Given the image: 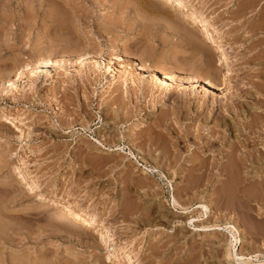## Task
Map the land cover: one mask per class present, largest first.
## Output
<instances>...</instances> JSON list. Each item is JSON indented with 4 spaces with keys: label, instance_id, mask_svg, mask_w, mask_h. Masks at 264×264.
<instances>
[{
    "label": "rangeland",
    "instance_id": "374dc122",
    "mask_svg": "<svg viewBox=\"0 0 264 264\" xmlns=\"http://www.w3.org/2000/svg\"><path fill=\"white\" fill-rule=\"evenodd\" d=\"M197 1L198 14L214 18L220 33L212 39L204 33L203 47L193 41L192 48L164 0H0V264H228L217 241L229 233L198 226L217 217L224 222L228 210L238 211L230 220L239 229L235 249L257 254L253 264L264 262L260 188L238 198L233 193L244 192L242 183L243 191L230 189L221 202L211 196L213 180L182 190L193 156L216 155L218 146L208 151L205 144L222 116L216 105L240 89L264 95V0L172 5L185 12ZM214 39L226 43L233 59ZM47 60L61 65L36 66ZM150 67L174 75L175 87L155 84ZM186 74L218 87L178 85ZM117 93L123 102L112 100ZM241 101L229 110L246 119ZM7 110L17 118L5 117ZM115 113L117 122L110 119ZM243 129L237 133L245 136ZM24 169L44 189L81 197L102 220L70 231L75 214L59 215L41 203ZM172 194L190 204L187 210L171 211L180 209ZM200 204L213 212L208 221ZM102 225L117 252L100 238Z\"/></svg>",
    "mask_w": 264,
    "mask_h": 264
},
{
    "label": "bare ground",
    "instance_id": "6f19581e",
    "mask_svg": "<svg viewBox=\"0 0 264 264\" xmlns=\"http://www.w3.org/2000/svg\"><path fill=\"white\" fill-rule=\"evenodd\" d=\"M164 1H166L167 3H169L171 5L170 6L171 10L173 9V11H171V14L173 13V16H175V19H177L175 21H177L178 25L180 26V29L183 30L184 38L186 39L189 37L190 41H187V43L186 42L185 43L192 45L191 46L192 48L197 47L195 42L201 46L203 45V42H205L204 37H203L204 33L210 34L211 39L213 38L214 35L220 33V27L216 24V21L213 20L214 18L211 19L210 17H207L205 15L198 14L200 12V10L202 9V6H200V3L198 1L192 3L190 6H188L185 9V12H182L181 10L176 9V7H177L176 5H178V4H174V3L177 0H164ZM173 1H175V2L172 5ZM151 3H152V5H155V3H153V1ZM194 31H197V33H194ZM214 40H216L218 48L223 53V56L225 57V59L229 60L230 58H232V56L228 55L227 53H224L225 48H228L226 46V43H223L217 39H214ZM193 41H195V42H193ZM204 44H206V43H204ZM124 50H126V49H123V52H126ZM114 58L116 59L114 54L111 53V55L109 57V61L112 62V60ZM83 61H84V58H83ZM81 62H82V58L78 59V64ZM37 63H35V65ZM51 64L56 65V66L61 65V64H58V61L53 62V61L47 60V61H41L36 66L37 67L38 66L46 67V66L51 65ZM29 69H31L30 72L32 73L35 71L36 67L35 66L33 68L30 67ZM210 70H211V68H210ZM117 71H118V75L120 74L119 75L120 77H122L124 75V73L119 68ZM148 71H149L150 77L152 78V80H154V83L159 85V87H162L163 90L169 89L170 86L173 84L172 82L175 81V78L173 77L174 75L170 76L167 74L168 72L165 73L163 71H159V70H157V67H156V69L150 67L148 69ZM138 74L140 75L141 73L138 72ZM124 79L125 78H123L122 84L124 83ZM13 83H14V81L10 82L8 85L13 86ZM178 83H179L178 85L184 84V85L190 86V89L192 87H194V85L196 83L201 85L204 88V90L207 88L218 87V86H215L213 83H211V81H209V80H205L204 78H201L198 76H193L191 74H188L186 77L180 78ZM253 83H255V82H253ZM257 84H258V82H257ZM252 85H254V84H252ZM256 85L252 86L251 88L254 87L253 89H255ZM171 87L173 88V87H175V85H172ZM258 92L259 91L256 89L255 90L240 89L236 93L231 92V93H229V95H226V98H228V101H225L224 103H219L218 105H216V109H219V112H221L220 114L222 116L217 118V121H219V122L213 123V125L210 127L209 132H208L209 136L206 138L205 144H206V146H208V151L211 150V147L213 145L214 146L217 145L218 150L215 153L216 155L212 156L211 160H208L209 157L206 158L205 155L204 156H198V155L193 156V158L190 160V162L193 159L196 160L197 162L195 161L196 163H193V161H194L193 160L190 164L191 166L189 165V167H188L189 169H187L189 174H190V176H188L189 178L188 179L186 178L187 177L186 173L182 176L186 180V184H185L184 188H182V190L185 191V193H186V189L187 190L193 189L195 187H198L199 185H203L206 188L207 183H209V182L211 183V181L213 180L214 182H213V187H212L213 190L211 189L212 190L211 196H214L217 202H221L222 198L223 199L226 197L230 198L229 197V194H230L229 190L233 189L235 191V189L237 190L239 187L241 188L242 183H243V186L246 185L248 187L245 186V189L242 187L244 189V192H242L241 194L239 193V191L238 192L236 191L235 193H233V195L236 194L235 196H237L238 198L245 199L246 197H249V196L251 197L250 194H252V193H250V192H252L253 190L256 191L257 188L259 190V188H260L261 190H259V191H261V192H259L258 190H257V192H259L258 194L259 195L261 194L260 196H263L262 198H264V114L261 113L262 109L260 108V106L264 105V95L262 93L258 94ZM242 97L246 98V119H244V117L240 116L238 113H236V115H235L234 113L237 111L232 113L233 110H229V109H235V108L237 109V107L239 108L240 107L239 105L243 104L242 103L243 101H241ZM118 98L122 99L121 102H123V97L119 93L115 94L112 100H117ZM124 102H125V100H124ZM203 104L204 103H202V105ZM247 105L250 108H254L258 111H256L255 113L248 111ZM223 110L227 111L228 115L225 113V115L227 117L224 116V113H222ZM248 112H250V114ZM128 113H130V112L128 111ZM2 114L3 115L5 114V117H7V118H11V119L17 118V116H15L13 112L8 111V110ZM104 115H105V113H104ZM126 115H127V113H126ZM115 117H117L116 113L113 116V118H110V119L113 122H115V121L117 122V120H115ZM104 119H106V118L103 117V120ZM125 120H127V117ZM144 120L145 119H143V118L139 119L138 128H139V126L145 124ZM102 125L106 126V123H105V125L102 123ZM107 126H108V124H107ZM243 128H245V131H246L245 136L243 135L244 133H242V134L237 133V132H239L237 130H239V129H240V131L244 130ZM157 132L159 133V131H157ZM210 137H211V139H210ZM225 138L228 139L227 144L223 145L222 147L219 146L220 143L222 144V142L226 141ZM109 139L112 140L110 137H108L106 140H109ZM109 141H107V144ZM110 144H112V143H110ZM114 146H116V144ZM111 147H113V146H111ZM111 150H113V149H111ZM214 152H215V150H214ZM160 156L162 157L161 154H160ZM24 172L27 176H29L30 184L33 186V188H35L36 195L40 197L41 203L45 202L43 204L49 205V208L52 211L53 210L57 211V214H59V215L64 214L65 216H68V214H70V213L75 214V216H73L69 219L68 228L71 229V230L69 229L70 231H72V229L74 230V228H75V230H77V226L82 225L83 222L88 223L90 220H95L97 218L100 219V217L97 215V213L94 210H92L90 207L85 206L82 203L81 197L76 196L75 199H68V198L72 197L73 195L70 194L69 197H65L61 193H56L54 191L44 189L43 187L40 186L38 181L34 178V176L31 174V172L28 169H24ZM180 177H181V175H180ZM247 188L249 189V191ZM222 189L227 194L223 191H220ZM243 189L241 191H243ZM246 190L249 193V196L247 195L248 193L246 192ZM250 190H252V191H250ZM221 192H223V193H221ZM237 193H239V194H237ZM255 195L257 196V194H255ZM254 198H256V197H254ZM262 198H260V200ZM172 202H173L174 207L180 208V209H178L179 211H175V209L171 210L175 213H182L185 210H187V208L190 206V204L185 205L183 203H180L181 201H179L178 198L176 196H174L173 194H172ZM187 202H189V201H187ZM200 205L203 208V211L200 212L199 215L201 218L204 217L206 220L209 218V215L212 214L213 212L210 211L207 204H200ZM76 209L81 210V212L77 213ZM247 210L249 211L250 209H247ZM147 212L149 214L152 213L151 211H147ZM237 212H235L233 210L232 211L228 210L227 211V213L229 214L228 217L225 216L226 212H222L223 216H225L227 218V220L224 218L225 219L224 222L219 223L217 220V218H218L217 217L216 219H214L210 223L206 222V223L199 224L198 226L201 229H205V230H221V229H224V230H226V232L229 233L230 238L227 240L226 239L228 237L227 236L225 238L226 241H224V243H220L217 241V246L219 245L218 248L223 251V258L226 259L228 264H233V262H235L237 264H253L252 261L254 259L252 260L251 258H253V257L256 258L257 254H254V255H251V254L247 255L246 254V256H245L243 253L238 251L237 248L235 249L236 242L238 240H240V235L237 234L239 229H238V225L231 223L230 220L237 217V216L235 217V215H237L236 214ZM257 213H259V211H257ZM65 216H63V217H65ZM223 216H221L222 220H223ZM100 220H102V219H100ZM206 221H208V220H206ZM207 228H210V229H207ZM249 228H250V226L248 227L246 225V230H249ZM101 229L102 230H101V234H100L101 237L100 238L103 237L102 239L104 241L108 242L109 246H112L111 249H113V252H117V249L115 247H113V245H112V238H113L112 235L113 234L109 232V229L105 225H102ZM169 231H171V230L169 229ZM116 257H118V256H116ZM256 260L259 261L258 264H264V262L260 261L259 259H256Z\"/></svg>",
    "mask_w": 264,
    "mask_h": 264
}]
</instances>
